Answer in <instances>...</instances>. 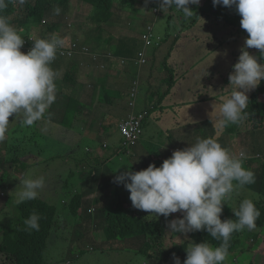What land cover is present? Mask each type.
<instances>
[{
	"label": "trees",
	"instance_id": "1",
	"mask_svg": "<svg viewBox=\"0 0 264 264\" xmlns=\"http://www.w3.org/2000/svg\"><path fill=\"white\" fill-rule=\"evenodd\" d=\"M71 1L91 7L92 13L96 14L97 19H100L97 23H93L91 15L89 16L90 18L88 20L91 29L86 35L74 37L65 35L63 37L70 38L71 40V43L65 45L63 44L64 38L60 39L61 42L58 45H51L50 40L48 43L46 39L37 41V39L35 40L32 38V28L34 25H43L45 13L49 7L64 8V5ZM183 1H185V5H183L182 8H184V10L187 9L189 12L188 5H190L191 9V3H189V0ZM247 1L248 0H214L212 2L213 10L210 16H213L216 21L222 22L220 24L234 26L238 19H243L241 18V15L243 14V11L247 9ZM179 4L178 0H0V58L6 56L12 58L18 64L32 65L35 61L34 59L38 55L42 56L44 54L46 55V61L48 63H44L41 69H52V67L58 65L62 61H66L77 67L87 64L93 65V61H85L82 57L83 48L80 44L88 45L90 41L88 36L102 35L105 33L106 28L104 27V22L108 23L111 21L112 24L110 26L106 25V27H112L114 25V16H108L113 12L116 13V9L120 10L124 6H133L134 13L141 10L144 14V17L140 16V20L138 21V28L142 29V33L144 29L152 26L154 22L161 21L166 24L163 32L160 33L161 35H165V41H168L173 37V41L169 46L170 50L167 51V55L162 63L163 69L169 73L168 77L161 79L162 83L167 85V89H165V91L158 97L156 102L157 107H153L154 111L161 108L158 106H162L164 98H166L171 88L176 83V76L173 68L168 65V59L171 57L173 53L171 50L173 49L176 40L179 38L180 33H176L177 29H180V32L183 29L188 31L191 30V28L198 26L197 24L199 23L205 24V22L200 20L192 22L187 26L186 20L189 19L184 18V22L171 28L170 20L172 17L168 14L176 12L177 5ZM256 5L261 9H264L263 2L260 1V3H257ZM19 6L23 16L18 18L17 21H14L11 16ZM135 6L139 9L135 8ZM148 7H151L152 10H158L159 12L152 13V10L150 11L147 9ZM193 9L196 10L195 7H193ZM108 13L109 15L107 16ZM58 18H60L59 14ZM146 19L148 21H146ZM204 20L209 26H215L213 31L219 33L220 27H218L213 20L208 17L204 18ZM142 33L139 31V36L135 37V43L140 41V35ZM248 34L247 37L251 39V44L256 43L261 48L258 52V56L264 66V32L257 27H253ZM30 37L32 38V41H30ZM120 42L121 41H118L116 45L118 46ZM42 43L47 45L43 46ZM116 45H113L112 41L106 45L111 49L109 52H112L115 59L119 61L120 64L131 61V59L126 60L124 57L126 56L124 53L127 51H125V49L120 50L119 48L122 47L118 48ZM19 54L22 55L19 57ZM143 59L146 61L144 64L141 63ZM223 59L232 61L230 71L236 70L237 68L246 69L248 66L247 61L245 63L244 59L236 52H234L233 56L230 58L223 55ZM133 61H135L134 65L137 71L141 68L138 73L139 75H141L142 71L143 75L152 76V73L156 74V71L160 68L159 66L156 67L155 65H149L150 61L146 57V52L141 54L138 60L134 59ZM236 61H239V65L233 64ZM45 72L47 71L41 70L37 74V77L40 78ZM48 80L50 81L49 85ZM99 80H95V84H97ZM102 80L103 79H101V81ZM123 80L125 81V78ZM13 82L15 83L14 80ZM77 85L78 83L76 80L73 81L70 77H64L63 82L55 77H48L43 84H40L37 89V94L32 98L34 99L33 102H42L43 104L48 105L49 97L46 95V91L42 86L50 88L52 90V97H54L44 111V116L52 120L60 118V121L58 122L64 124L72 121L71 131L77 130L79 125L77 116L82 114L80 103L78 104L79 92L76 91ZM68 86L69 88H67ZM72 87L75 88V92L73 95H68V92ZM99 88V93L94 91V95H97L101 101L107 100V98H105L109 89L107 81L105 80L104 86L100 82ZM233 91L239 100H242L241 96L243 91L237 88ZM66 95L70 97H67ZM152 95L155 94L152 93ZM24 106L27 108V101L24 102ZM240 107L242 108L241 110L230 109V112L234 113V117L237 116L238 118L235 122H232V120L228 118L224 122V131L230 132L233 136H241V133L245 131L251 133H263L264 68L258 85L254 91H251L248 94V97L243 100ZM54 109L56 110L54 111ZM59 112H61L60 115H55ZM150 112L151 110H149V114ZM23 120L35 124L31 127L30 131H25L21 135L23 130L22 121L19 120L15 123L12 130L18 137L21 135L19 138L16 137L18 144L20 143L21 146L18 145L15 148H12L7 142L5 148H8L9 146L11 150L10 153L17 156L19 158L18 163H21L23 168H25L28 164H26L27 159H34L35 163L32 162L34 163V165L31 164L32 166L40 164L39 157H35L34 148L36 146L44 144L43 149L55 146L50 141L51 137L47 138L45 134H43L47 131L41 129V124L38 120H32V118L25 112L23 113ZM145 120L146 118L142 124V134L135 143H128L125 141L119 132L118 124L116 131L120 134L123 141L121 140L120 144L116 146V150L112 154H109V146L106 145L107 143H110L111 135L113 134L111 131L112 127L111 125L102 123L103 131H100L98 136L91 138L87 142V144L91 142L89 146L92 147V152H95V155L98 158V161L91 165L92 169H89L87 172L88 176L95 175L96 169L101 167L104 168L109 165L116 169L114 176H117L122 172V169H125V166H121L123 161L120 160L119 155L132 157L129 153L133 151L134 156L138 159L142 152H146L145 158L141 159L139 163L131 165V168L134 169L132 171L143 169L144 172L149 171V173L155 178V181H159V183L164 181V184H162L164 186L156 182L154 183L159 188L165 189L164 192H166V194H168L169 188L180 184L185 194L181 199V204L184 208L181 211H186L182 213L181 217L184 219L191 217L193 224L196 227L195 230L198 229V233L195 237L198 249L204 250L206 247L212 246L225 253L230 252L239 242L238 239L234 238L235 235H238V231H230L224 221L218 218H212L213 215L208 211L206 205L209 198H211L212 201V198L217 197V192H211V189L205 186V183L200 176L203 175V171L206 168V160H211L212 163L214 160L213 156L219 149L221 143L219 144L215 138L213 129L217 132H219L218 130L220 129H218L216 125L215 127H212L213 129H211V127L209 128L207 124L212 122L209 119H205L202 123L200 121L195 128L188 130L180 137L175 136L176 128L168 126L169 129L164 127L159 130V135H161L162 141H154L151 140L152 137H150L149 140L144 142L141 139L144 134L143 126ZM242 120H244L243 126L239 127ZM103 126L105 127L103 128ZM5 129L9 132V140L15 137V134L8 126H6ZM107 133H109L110 136H106ZM67 141H69V139H67ZM144 143H146V145ZM148 146L149 151L147 150ZM137 147L141 148L138 150L136 149ZM162 148L168 150L165 153L159 154L158 151ZM224 149H221V153L219 154V157L221 158L224 157V154L222 153ZM67 150L71 153V150ZM21 156L23 157L21 158ZM39 156L50 160L59 158L56 157V154L46 155L43 151ZM155 156L157 159H153ZM67 157L70 158L72 156ZM115 157L116 159H114ZM84 159L86 160L85 157ZM111 159L113 160L110 161ZM83 161L84 160H82V163ZM229 161L230 163L234 162V160H227L226 162L222 160L221 162L229 164ZM236 162L241 165L239 161ZM117 167L119 168L118 170ZM227 168L228 167H220L219 165L212 164V169L209 173L210 180L207 183L212 189L217 188L218 186L215 185L211 172H227ZM241 170L243 174L241 173L238 177V181L240 184H243V191L258 192L259 190V193L256 195L259 197V203L256 205V203L247 202L249 203V207H247L248 211L244 216L236 217V221L240 220L243 227H245L248 224V221L252 219L255 221L256 227L259 229V232L256 230L258 236L264 238V161L261 162L258 160V166L256 167H252V164L243 165L241 166ZM5 176L6 174L0 175V188L3 190H6L8 187ZM140 177L137 179L138 182L141 180ZM176 177H179L180 179L173 183ZM74 178L75 174L72 171L70 173V180ZM70 180H67L64 183L65 185L63 188L66 198L63 199L61 205H52L42 198L31 197L20 202L14 200V206L6 208V216H3L2 219L5 224V229L0 233V255L5 256L4 264H45L49 239L55 233L70 229L72 226L68 221H71V218H75L82 222V216L80 215V210L82 208V210L85 211L83 219L92 218L91 216L95 213L89 214V210L92 205L97 204H102V207L106 210L108 216L106 217L107 228L105 229L103 236L104 241H123L144 237V244L141 247L140 252H138L136 260H132V264H142L145 260L150 261L147 264H153V261L177 264L178 260L184 259L187 255L191 254V248L187 243L176 246L169 251H162L163 242L158 241L154 237L155 231H158L159 233L163 232V223L167 224L172 221L174 215L170 210H165L163 207H152L149 205L148 201L135 193L130 194V197L122 200L120 198L122 192L120 193L121 187L119 185L109 187L106 192L102 191V193H97L94 201L91 203L87 201L86 204H83L85 198L84 194L77 190L74 191L72 187L74 185L68 183ZM15 181L16 179H14V182ZM178 182L180 183L178 184ZM158 187L155 188V192L159 195L158 199H161L162 197L160 196L163 195V191ZM147 191L149 192V190ZM108 192L110 195H107ZM221 208L222 207L217 206V209ZM253 212H257V217H252ZM12 216L13 219L9 218ZM78 224L80 226V223ZM76 234L78 235V233ZM80 234H82L81 231L79 232V235ZM130 247L131 245H125L115 249V253L120 254V256L114 255L116 262L121 261V259L125 262L123 258L126 256H123L120 252H129V250L126 249H130ZM195 252L197 251L192 252V257L186 260L185 264H193L197 260L196 255L194 254ZM254 263L264 264V250H262V252H255L253 263L251 264ZM105 264L112 263L111 261L108 262L106 260Z\"/></svg>",
	"mask_w": 264,
	"mask_h": 264
},
{
	"label": "rangeland",
	"instance_id": "2",
	"mask_svg": "<svg viewBox=\"0 0 264 264\" xmlns=\"http://www.w3.org/2000/svg\"><path fill=\"white\" fill-rule=\"evenodd\" d=\"M263 0H248V6L241 18L238 19L237 23L234 26H230V28L222 25H219L222 22H218L215 20L213 16H210L213 10L212 1L208 2L205 0H197L198 4L195 5V9H193L194 5L191 3L190 15L192 20H186V25L189 26L190 23L202 20L205 24L199 23L198 26L191 28L181 34L179 38L176 40L173 49L171 50L173 53L171 57L168 59V65L172 63L175 68H173L175 76L177 77V84L174 90L171 93V96L178 93L179 82L181 83H188V85L194 86L197 82L196 79L190 78L193 76L201 77L200 73H193L196 70V64L194 66L186 65L184 62V56H187L188 53L194 54L193 59H197L198 56H204V68H208V62L213 59V62H216V65L220 64L216 57H220L226 55L227 57L233 56V53L236 52L239 56H241L245 63L247 61V68L246 69H236L229 71L230 74L225 75V78H228L227 85V105L229 110L231 108L237 109L242 103L245 97L251 92L254 91L256 86L260 81V77L262 75V70L264 66L260 62H256L258 64L257 68H254L253 64L255 62V54L261 50V48L256 44H251V39L247 37V35H243L244 32L248 33L251 32L253 27L259 28V30H263L264 32V9H261L257 6V3H260ZM203 2V3H202ZM65 7H49L47 12L45 13L43 25H34L31 32L34 34L32 36L33 39L36 40V36L39 35V32H42L40 35V39H46L49 43L51 41V45H58L61 42V38H64L63 44L71 43L70 38L63 37L65 35L80 36L86 35V33L91 29L89 23V16L91 15V20L93 23H97L100 19H97L96 14L92 13V8L87 5H81L78 2L71 1L68 4L64 5ZM199 6V8H198ZM133 6H124L120 10L116 9V13L113 12L111 15L107 14L108 17L114 16V25L110 26L112 23L109 21L108 23H103L106 28V32L103 33L101 36L103 37L100 42H97L100 35H92L90 38L91 47H93V51L97 50L103 52V50L99 49L98 43H105L107 45L109 42L112 41L113 45L117 44L118 41L124 39L126 37H130L131 33H136L138 28V21L140 20V16L144 17V14L141 10L135 11L132 8ZM68 8V9H67ZM135 8L139 9L137 6ZM147 9L152 10L151 7ZM115 13V14H114ZM58 14L60 18H58ZM182 15H184L182 13ZM23 13L21 12L20 6L12 13V20L17 21L18 18H21ZM169 16L172 17L170 20V26L173 28L175 25H179L184 22L183 16L179 14H170ZM210 18L215 22V24L220 27L219 33L213 31L215 26L211 27L207 24L204 18ZM210 22V21H209ZM241 24V28H240ZM152 29V34H156L161 36L160 33L163 32L166 24L163 22H158ZM200 27V28H199ZM244 31V32H243ZM213 33L218 36V40H215ZM223 37L230 40L229 43L222 42ZM30 37V41H32ZM165 38L157 37L152 41V43L147 44L148 52L146 53L147 59L150 61L149 65H155L156 67H160L159 70L156 71V74L152 73L150 75H144V82L140 78L139 80V91L144 92L142 88H146L148 94L154 93L155 101H157L158 97L167 89V85L162 83L161 79L168 77V73L166 70L163 69L162 63L167 55V51L170 50L169 46L173 41V37H171L168 41H165ZM97 42V43H96ZM183 43L184 47L188 48L187 53H182L180 49V44ZM43 46L47 45L42 43ZM248 45L250 47H241L242 45ZM119 44L117 47H120ZM241 47V48H240ZM240 48V49H239ZM179 51H175L178 50ZM95 52V51H94ZM144 53V48L142 49V54ZM22 54H19V57ZM143 62V60H142ZM223 64V63H222ZM234 65H239V61L233 63ZM35 65V61L31 65L33 67ZM13 64H8L4 67V73L0 75V87H4V95L3 99L0 98V108L5 105L0 116V133L8 126L11 130L15 126L19 120L22 121L23 130L21 135L26 131H30L31 127L35 123L26 122L23 120V113L25 111L24 102L27 101L33 102L34 99L29 97H20L14 98L12 95V91L10 92V88L5 81H12L14 80L15 83L22 81V76L16 78L15 75V68L13 69ZM210 66L209 69H211ZM195 68V70H191ZM43 71L52 72L57 75L53 69L44 68L41 69ZM222 72L225 70V66L221 67ZM85 71H81L79 74V78L82 80V83H87L86 77H84ZM16 74L20 75V70L17 69ZM15 76V77H14ZM58 76V75H57ZM210 77V74L207 77ZM49 77V76H47ZM218 78V77H217ZM224 78V77H223ZM1 79L5 80L2 81ZM180 80V81H179ZM105 79L101 81L102 85L104 86ZM127 83V79L125 81L122 80L120 83L110 84L109 88L111 87H119L120 92L115 96L118 100L114 106H104L105 111H101V107L90 106V110L84 111L83 118L87 117L88 119L95 120L99 119L104 113L107 115L108 121H104L103 123L106 125H111L112 127V135L110 139V143L106 145L109 146V154H112L116 150V146L120 144L121 140L123 141L120 134L116 131V127L121 122V120L125 119V117L131 116L133 112L137 114V112L144 110L145 106L143 105L142 99L144 101L148 100L147 96L140 95L138 101L131 111V108L127 107V104L122 100L125 93H122L121 90L125 87ZM50 81L48 80V85ZM94 81L90 83V87L92 88ZM35 85V84H34ZM109 84L107 83V86ZM100 87V84H99ZM240 89L243 91L241 96L242 100L234 93V89ZM75 90L74 87H72ZM169 94V93H168ZM67 97H70L66 95ZM107 97L113 99L114 97L111 96L110 91L106 94ZM188 97V93H183L182 97ZM54 97V96H53ZM53 97L49 98V103H51ZM82 100H88L91 104L93 102L92 95L88 94L85 97H81ZM137 99V98H136ZM174 99V96H173ZM136 101V100H135ZM85 104L84 101H81ZM150 102L153 104L152 100ZM186 106L189 105L186 102ZM48 105L40 104L39 108L41 110H46ZM147 108H149L150 104H145ZM153 107H157L155 103ZM153 107L149 114H146V120L143 126V137L142 141L146 142L149 140H159L162 141L161 135H159V130L165 127V124L160 123V119L162 113L160 112V108L153 111ZM158 107H161L158 106ZM182 107L179 108V110ZM56 109H54L55 111ZM61 112L55 114L60 115ZM115 114V115H114ZM230 114H233L230 112ZM112 117L111 119L109 117ZM186 116V114H183ZM48 119V118H47ZM34 120V119H32ZM48 125H53L51 122L47 121ZM66 126H71L72 121L65 124ZM168 125V124H166ZM105 126H103L104 128ZM79 127L77 128V130ZM84 129V126H83ZM168 129V128H167ZM116 131V133H115ZM15 134V132L12 130ZM82 132V131H81ZM43 133V132H42ZM91 135L85 137L84 140L80 139L79 136L74 135L73 138L69 141H58L60 136H63V132H58L56 129L49 133L44 132L45 136L51 137L50 141L53 143L55 147L43 149L44 144H39L34 148L35 157H39V163L36 166H32L27 168L26 172L22 175V165H18L17 169L12 167L11 169L2 170L0 171L1 174L11 173L5 176L8 186L14 184V179H18L15 185L11 188H7L3 190L0 188V233L3 232L4 223L2 221L3 216H6V208L12 207L13 201H23L27 198L31 197H38L48 201L52 205H61L63 199L66 198L64 194V183L67 180H70V173L73 171L75 174V178L71 179L68 183L74 185V191H80L84 194V202L86 204L88 201L91 203L95 200L97 193L102 191H107V189L114 185H119L121 187L120 198L124 200L125 198L130 197V194H137L140 197H143L146 201H148L150 206L155 207H163L165 210H170L174 215L172 217V221L168 222L167 224L163 225V232L159 233L158 231L154 232V237L158 241L163 242L162 251H169L170 249L187 243L188 246L191 248V254L187 255L186 258L180 259L177 261V264H185L186 260L192 257V252L197 251L194 254L196 255V261L193 264H251L253 263V256L255 252H262L264 250V238L258 236L259 229L256 227L255 221L250 219L248 221V226L246 225L243 227L241 221H236V217L244 216V214L248 211L247 207H249V203H256L258 205L259 197L256 196L259 193L251 191L252 194L250 196L247 195V192L243 191V189L237 190L235 189L239 183L233 179L238 178L241 175V167L235 162L226 164L219 161L220 167H229L231 172L226 171H216L211 172V176L217 188L212 189L207 183L210 180L209 173L211 170H204L202 180L205 183L207 188L211 189V192H217V197L208 199L207 201V209L213 215L212 218H218L224 221L227 224L230 231L237 230L238 235L236 238L240 237V234L243 233L241 237V244L237 245L232 249L230 253H221L220 250H215L211 247H206L204 250H199L195 247L194 239L198 233V229L193 230V221L190 218L184 219L181 217L182 213L186 212L185 210L182 212L181 210L184 209L183 205L181 204L182 199V188L179 185L175 187L169 188L168 194L164 192L165 189L159 188L154 182L159 183V181H155V178L149 171L144 172L143 169H136V171H130L131 165L139 163V161L145 158L146 152H142L137 159L134 156L133 151L129 154L130 156L119 155L120 160L123 161L121 166H125V169H122L117 176H114L115 170L111 165L105 166L104 168H98L95 170V175L88 176L87 172L89 169H92L91 165L97 162L98 158L95 155V152H92V147L89 145L91 142H88L91 138L96 136L95 133L90 132ZM21 135L19 137H21ZM110 136L109 133L106 136ZM221 135H224L222 132ZM56 136V137H54ZM19 138L16 134L15 137L11 138L10 140L2 141V137L0 134V165L1 169H3V157L2 155L7 154L6 161L12 162L18 159L13 153H10V148H5V144L8 142L10 147L15 148L18 144L17 138ZM240 140H237L235 143L232 139H228L227 135L223 137V141L227 146L226 152L224 153V157L222 160L226 162L227 160H232L230 158H235L236 160L241 154V149H248L251 150L256 143V139L259 137L254 138L250 134L239 136ZM237 138V139H238ZM69 139V138H68ZM232 141V144H231ZM2 143L4 144V148L2 149ZM87 146V147H86ZM141 148V147H140ZM140 148L137 147L139 150ZM2 149V150H1ZM71 150V153L67 150ZM119 150V149H118ZM149 151V146L147 148ZM168 149L162 148L159 152L165 153ZM44 152L46 155H53L56 154V157L52 160L40 157V153ZM73 151V152H72ZM190 155V154H188ZM72 156V157H67ZM226 156V157H225ZM23 156H21L22 158ZM86 158V160L84 159ZM264 158V155H263ZM116 159V157L114 158ZM137 159V160H136ZM153 159H157V157H153ZM82 160L83 163H82ZM111 159L110 161H112ZM262 162V160H260ZM34 159H27L26 164H34L32 163ZM81 164V165H80ZM79 165V166H77ZM260 165V164H259ZM211 166V165H210ZM10 168V166H8ZM119 168L117 167V170ZM255 169V168H254ZM132 170H134L132 168ZM137 172V173H136ZM150 174V176H149ZM243 174V173H242ZM141 176V177H140ZM140 177V182H138V178ZM136 178V179H135ZM179 177H176L173 183L179 181ZM134 181V182H132ZM154 183V185H153ZM159 184H164V181L160 182ZM214 185V186H215ZM241 185V184H240ZM164 186V185H162ZM221 186V187H220ZM159 188L163 191V195L161 199H158V196L155 192V188ZM136 189V190H135ZM135 190V191H134ZM149 190V192L147 191ZM210 192V193H211ZM104 193V192H103ZM220 194V195H219ZM107 195H110L109 192ZM257 200V201H256ZM217 206L222 207L221 209H217ZM94 207V215H92L90 219H85L82 221V224L79 226V221L75 218H71L70 222L71 228L67 230H63L57 234H54L48 241V248L46 250V257H45V264H105L106 260L109 262L111 261L112 264H132V260L135 259L140 252L141 247L144 244V237L138 239H128L123 241H104L103 239V230L107 228V221L106 217L107 213L106 210L102 207V204L92 205ZM83 209V208H82ZM80 210V215L83 218L85 213L84 210ZM255 209V208H254ZM86 216V214H85ZM100 216V217H98ZM252 217H257V212H253ZM13 219L12 217H9ZM156 221V220H155ZM154 221V222H155ZM252 230V231H250ZM258 232H257V231ZM82 234L79 235V232ZM78 233V235L76 234ZM102 239V240H100ZM252 239L255 242H252ZM106 240V239H105ZM125 245H131L129 252H120L124 257V261H117L115 256H120V254L115 253V249L118 247H122ZM140 257V256H139ZM144 261V259H143ZM5 256L0 255V264H4ZM150 262L149 260H145L142 264H147ZM153 264H169L167 262L161 261H153ZM256 264V263H254Z\"/></svg>",
	"mask_w": 264,
	"mask_h": 264
},
{
	"label": "crops",
	"instance_id": "3",
	"mask_svg": "<svg viewBox=\"0 0 264 264\" xmlns=\"http://www.w3.org/2000/svg\"><path fill=\"white\" fill-rule=\"evenodd\" d=\"M146 21L148 20L146 19ZM137 29H138L137 32L131 33L130 37L121 39L120 47L122 48L118 47L120 50L125 49V51H127L126 53H124L126 55L124 57L126 58V60L131 59V61H127L126 63L120 64V62L117 61L115 57L112 55V52H109L111 51V49L107 47L105 43H98L99 49H102L103 52H99V53H97V51L94 52L93 47H91V41H89L88 45L80 44V46H82L83 48L82 57L84 58V60L88 62L93 61L94 63L93 65L87 64V65H81L77 67V66L71 65L70 63L66 61H62L58 65L52 67L54 72L59 77H62V78L70 77L71 80L73 81L76 80V82L78 83L76 87V91L79 92L78 104L80 103V107H81L80 110L82 111V114L80 116H77V119L79 121L78 130L71 131V126H66L64 123L58 122L60 121V118H57V120L47 119L44 116V110H41L39 108V105H40L39 103H34V102L28 103L27 108L25 107L24 112L28 114L32 119H34V121L38 120L39 123L41 124L40 126L43 131L49 130V132L51 133L53 130L56 129L58 132H63L64 133L63 136H60L58 141H61V140L67 141L68 138L69 140H71L74 135L79 136L80 139L84 140L85 137H87L88 135H91L90 132H93L96 134V136H98V134H100V131H103L102 123L104 121H108L106 113H104L99 119L92 120L91 122V120L88 119L87 117L83 118L84 111H86V109L90 110V106H92V104L93 106H96V108L101 107L100 108L101 111L103 110L105 111L104 106H110V107L114 106L115 103L118 100H120L118 98L116 99L115 97L118 94V91L120 92L119 87H111L108 89L107 92L110 91L111 96L114 97L113 99L106 96L105 98H107V100L101 101L97 95H94V91L99 93V90H100L99 84L101 82V79H105L107 81V83L109 84L108 87L110 86L111 83L116 84L118 86L117 83H120L124 78L127 79V83L125 87L123 88L125 90H121V92L125 93L123 96L124 98L122 100L127 104L128 108H129L128 101L130 100V93L134 87L135 81L139 82L140 78L142 79V81H144V75L142 74V71H141V75L138 74L141 68L140 70L138 69L137 71L134 65L135 61L133 60L134 59L138 60V58L142 54L143 48H144V52L146 53L149 50L148 46L143 44V41H142L144 40L143 37L148 31V27L147 29H144L143 33H142V29L140 28H137ZM139 31L140 33H142L140 35V41L142 42L138 41L137 43H135L136 42L135 37L139 36ZM41 33L42 32H39V35L36 36L37 41H41L40 39ZM102 36L101 35L99 36L97 42H100V40L103 38ZM88 37L89 39L91 38V36H88ZM179 47L182 53H187L186 51L189 50L187 47L186 48L184 47L183 43H181ZM180 49L175 50V51L180 52ZM42 56L38 55L34 59L35 65L33 67H31V65H23L20 63L17 67V69L20 70V75L18 74L16 78H19L22 76V80H26L27 78L31 76L30 82H33L35 85H37L39 79L43 77L44 73L41 75L40 78L37 77V74L41 71L43 64L48 63L46 61V55L43 54ZM183 57H185L184 62L186 65L194 66V64H196V70L195 68H192L191 70H195V72L193 73H200V75L202 76V79L201 77H196V76L190 77V78L196 79L197 81L194 84V86L188 85V83L183 84L179 82L180 84L178 87V93L173 95L174 96V99H173V96H171V93L174 90L176 84L178 83L177 82L178 79L176 77L175 85L171 88L169 94L166 96V98H164L162 102V106L160 108L162 116L159 121L160 123L165 124V128L167 127L169 129L168 126H173L174 128H176L175 136L177 137H180L184 135L188 130L195 128L199 124L200 121L202 123L205 119L207 120L209 119L212 122V123L207 124L209 128L211 127V129H213L212 127H215L216 125L218 129L220 130H218L219 132H217L215 129H213L215 133V138L217 139L218 143L219 144L221 143V144L219 145L218 151L213 156V159H214L213 162L211 163V160H206V168L204 170L206 169L211 170L212 164L219 165V161L220 162L222 161V158L219 157V154L221 153V149L225 148L224 151L225 152L227 151L226 150L227 146L225 145L223 141V137L225 136V134L227 135V138L232 139L234 143L237 140H240L238 138L239 136L237 135L233 136L230 132L224 131V122L228 118H230L232 122H235L238 118L237 116L234 117V113L230 114V110L227 105L228 91H227L226 83L228 82L229 79L225 78V75L230 74L229 71L231 68L232 61L223 59V56H220V57H216L217 58L216 60L220 62L218 66L216 65V62L212 64L213 62V59H212L207 63L208 68H204V65H205L204 56L200 55L195 60L193 59L194 54L188 53L187 56L183 55ZM222 63L225 66V70L223 72L221 70V67L223 66ZM212 65L213 67L209 69L210 66ZM169 66L171 68H175L174 65H172V63H170ZM81 71H85L83 76L86 77L88 81L87 83H82V80L79 78V74ZM30 72H32V74H30L29 76ZM209 74H210V77L209 76L207 77V75ZM24 76H26L27 78L24 79ZM95 80H99V82L95 84ZM92 81H94V84L92 88H89L90 83ZM15 87L16 86L13 85V91H15L14 90ZM70 89L71 90L69 91L68 95H73L75 90H73L72 88ZM142 90L144 92L139 91V94H137L135 105L140 95L147 96L148 100L144 101L142 99V102L145 108L144 110L137 112V114L143 111H148L157 102L155 101V98H154L155 96L152 95V93L148 94V91L146 88H142ZM185 92L188 93L189 95L188 97H185V96L182 97V94ZM88 94L92 95L93 102L91 104L89 103L88 100L81 99L82 96L85 97ZM0 95L1 96L4 95V87H0ZM247 97L248 95L245 97V99ZM150 99L152 100L153 104L150 102ZM81 101H84L85 104H83ZM186 102L189 103L188 106H186L187 104ZM147 103L150 104L149 108H147V106L145 105ZM4 107L5 105L0 108V116H2L1 113ZM180 107L182 108L179 110ZM237 109L241 110L242 108L239 106ZM183 114H186V116H183ZM109 118L111 119L112 117L110 116ZM47 121L54 124V126L48 125ZM243 122L244 120H242V123L239 124V127L243 126ZM83 126H84V129H83ZM222 131L224 135H221ZM248 134H250L254 138L259 137V139H256V143L254 147H252L251 150H248V149L245 150L243 148H240L241 154L237 160L235 158H230L234 160V162L239 161L241 165H239L237 162L236 163L240 167L243 165H247V164H252V167L258 166L259 159H256V155L260 153L264 154V133H251L249 131H245L241 133V136H244V135L246 136ZM144 144L146 145V143ZM231 144H232V141H231ZM130 171H132V168L130 169ZM227 172H231V169L229 167L227 168ZM233 180L239 183V185L235 189L237 190L243 189V184L240 185L238 178H235ZM251 194H252L251 191L247 192L248 196H250Z\"/></svg>",
	"mask_w": 264,
	"mask_h": 264
},
{
	"label": "clouds",
	"instance_id": "4",
	"mask_svg": "<svg viewBox=\"0 0 264 264\" xmlns=\"http://www.w3.org/2000/svg\"><path fill=\"white\" fill-rule=\"evenodd\" d=\"M179 1V5H177V8H176V12H174V13H170V14H179V15H181V16H183V18H188L189 20H192V18H191V15H190V11L188 12V10L186 9V10H184V8H182V6L183 5H185V1H183V0H178ZM197 0H189V3H193L194 4V7H195V5L196 4H198L197 2H196ZM208 2H213L214 0H207ZM203 2H205V0H203ZM202 2V3H203ZM263 2V6H264V0L262 1ZM189 6V9H190V5H188ZM198 8H199V6H198ZM151 11V10H150ZM153 12H155V13H157V12H159L158 10H152ZM188 12V13H187ZM182 13L184 14V15H182ZM187 13V14H186ZM169 15V14H168ZM158 22H154L153 23V25H155V24H157ZM217 24V23H216ZM219 25H222V24H219ZM223 26H225V25H223ZM226 27H228V28H230V26H226ZM241 28V27H240ZM184 32H186V30H182L181 32H180V29H177V31H176V33H180L179 34V36L181 35V34H183ZM244 32V31H243ZM243 35H249L248 33H246V32H244V34ZM213 36H214V38H215V40H218V36L217 35H215V33H213ZM157 37H160V38H165V35H161V36H158V35H156V34H154V36H153V40L154 39H156ZM144 38V37H143ZM229 39V38H228ZM228 39H226L225 37H223V40H222V42H225V43H229V41L230 40H228ZM143 41V44H145L146 45V43H145V40H142ZM218 41H221V39H219ZM147 46V45H146ZM241 47H250V46H248V45H242ZM240 47V48H241ZM239 48V49H240ZM260 62L261 64H262V61H261V59H260V57L258 56V54H255V62H254V64H253V66H254V68H257V66H258V64H256V62ZM0 63H2V64H0V75L2 74V73H4V72H6V71H4L3 69H4V67H6L8 64H13V69L15 68V75L17 76L18 74H16V71H17V67H18V63L15 61V60H13L12 58H8V57H6V56H4V57H1L0 58ZM30 74H32V72H30L29 73V76H30ZM47 76H49V77H55V78H57V79H59L61 82H63V80H64V77L62 78V77H59V76H55V74L54 73H52V72H45L44 73V75H43V77L42 78H40L39 79V81H38V84L37 85H34V83L33 82H30V79H31V76L29 77V78H27L26 76H24V79H26V80H22V81H20V82H17V84H15L14 82H13V80L12 81H5L7 84H8V87L10 88V92L12 91V95H13V97L14 98H20V97H28L29 96V98H33L36 94H37V89L39 88V86H40V84H43L45 81H46V79L48 78ZM15 77V76H14ZM2 81H3V79H1ZM13 85H15L16 87L14 88V90L15 91H13ZM43 88H44V90L46 91V95L49 97V98H51L52 97V94H51V92H52V90L50 89V88H48V87H46V86H42ZM67 88H69V86L67 87ZM24 94V95H23ZM68 94H69V92H68ZM3 96H1L0 95V98H2ZM39 104H42V102H39ZM128 105H129V101H128ZM4 106V105H3ZM130 108V107H129ZM132 112H133V110H131ZM134 113V112H133ZM142 113H148V111H143V112H140V113H138L137 115H139V114H142ZM127 118V117H126ZM125 118V119H126ZM124 120V119H123ZM122 121V120H121ZM121 123V122H120ZM119 123V124H120ZM263 133H264V131H263ZM1 134V137H2V141H6V140H8L9 139V132H7V130L6 129H4L3 131H2V133H0ZM3 147H4V144L2 143V149H3ZM1 149V150H2ZM222 153L224 154L225 152L224 151H222ZM9 153H7V154H4V155H2V157H3V164H2V167H3V169H1V165H0V170L2 171V170H7V169H11L12 167H14V169H17V166L18 165H22L21 163H18V161H19V158L16 160V161H12V162H7L6 161V157H7V155H8ZM263 155L264 154H257L256 155V159H259V160H262V161H264V158H263ZM32 165H34V164H32ZM32 165L31 164H27V168H29V167H32ZM41 165V164H40ZM8 166H10V168L8 167ZM21 168H22V170H21V172H22V175L26 172V170H27V168H23V166H21ZM6 174V176L8 175V174H11V173H5ZM23 177H25V175H23ZM17 178H16V181L14 182V184L13 185H15V183L17 182ZM13 185H11V186H8L7 188H11ZM181 186V185H180ZM182 196H185V194H184V190H183V188H182ZM38 198V197H37ZM257 201V200H256ZM94 211H95V209H94V207H91L90 208V210H89V214H92V213H94ZM82 218V217H81ZM215 219H217V218H215ZM214 219V220H215ZM83 220H85V219H83L82 218V221ZM236 220V219H235ZM77 221H79V220H77ZM79 223H80V225L82 224V222L81 221H79ZM193 226H194V224H193ZM195 226H194V229L193 230H195ZM104 232H105V229L103 230V234H104ZM55 234H57V233H55ZM242 235H243V233H241L240 234V237L239 238H236L237 237V235H235L234 236V238L235 239H238V244L237 245H239V244H241V237H242ZM194 242H195V247L198 249V247H197V245H196V240L194 239ZM252 242H255L253 239H252ZM236 245V246H237ZM235 246V247H236ZM209 247H211V248H213V249H215V250H220V249H218V248H215V247H212V246H209ZM206 249V248H205ZM232 251V250H231ZM230 251V252H231ZM220 252L222 253H225L224 251H222V250H220ZM230 252H228V253H230Z\"/></svg>",
	"mask_w": 264,
	"mask_h": 264
},
{
	"label": "built area",
	"instance_id": "5",
	"mask_svg": "<svg viewBox=\"0 0 264 264\" xmlns=\"http://www.w3.org/2000/svg\"><path fill=\"white\" fill-rule=\"evenodd\" d=\"M154 26L148 27V33L145 34L144 40L146 45L149 43H152L153 41V36L152 34V29ZM145 59H143V62L145 63ZM138 89H139V82L135 81L134 87L131 90L130 93V100H129V107L133 110L135 107V100L138 94ZM147 113H142L139 115H135L134 113L131 116H128L126 119L122 120L121 123L119 124V132L121 136L127 141L128 143H135L141 136L142 134V124L144 119L146 118Z\"/></svg>",
	"mask_w": 264,
	"mask_h": 264
}]
</instances>
